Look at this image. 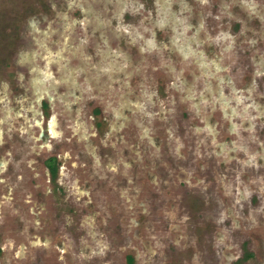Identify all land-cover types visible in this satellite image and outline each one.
Here are the masks:
<instances>
[{
	"label": "rangeland",
	"instance_id": "374dc122",
	"mask_svg": "<svg viewBox=\"0 0 264 264\" xmlns=\"http://www.w3.org/2000/svg\"><path fill=\"white\" fill-rule=\"evenodd\" d=\"M262 257L264 0H0V264Z\"/></svg>",
	"mask_w": 264,
	"mask_h": 264
},
{
	"label": "flooded vegetation",
	"instance_id": "af4514ba",
	"mask_svg": "<svg viewBox=\"0 0 264 264\" xmlns=\"http://www.w3.org/2000/svg\"><path fill=\"white\" fill-rule=\"evenodd\" d=\"M55 159L56 158H54V157H48V159L46 160V164H45V166L48 168V169H51V170H53V167L55 166V164H56V161H55ZM44 199V198H43ZM19 199H17V204L19 205V201H18ZM46 201L45 200H43V201H41L39 204H35V202H34V205H36V208H37V212H34V205H32V207H30L29 208V214L31 213V216L32 215H36L37 217H40L41 216V214H44L43 216H42V223H41V221L40 222H36V224L34 225V226H32L33 228V230L35 231V232H40V231H42V232H47L46 230H47V227L50 225V223H49V220H51V217H48L49 215V213H48V210H47V205H46ZM22 211H23V208H22ZM46 215H48V216H46ZM50 216H51V214H50ZM29 222H30V220H29ZM8 223H10V226L8 225V227H17L16 225H14V223L13 222H8ZM32 223V222H31ZM8 230V232H9V229H7ZM11 231V233H14V234H16L17 233V229L15 230V229H11L10 230ZM36 235V234H35ZM34 235V233H31V236H35ZM36 237H39L38 235H36ZM262 258H264V257H262ZM259 264V263H258Z\"/></svg>",
	"mask_w": 264,
	"mask_h": 264
}]
</instances>
